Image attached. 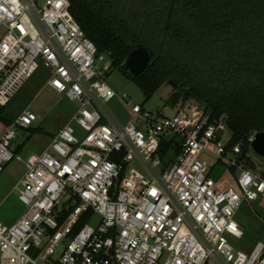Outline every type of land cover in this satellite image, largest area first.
<instances>
[{
  "label": "built area",
  "instance_id": "2783aa9c",
  "mask_svg": "<svg viewBox=\"0 0 264 264\" xmlns=\"http://www.w3.org/2000/svg\"><path fill=\"white\" fill-rule=\"evenodd\" d=\"M0 26V108L43 67L47 86L80 104L74 120L86 132L67 124L44 152L22 158L15 140L37 115L24 111L5 126L0 172L24 161L16 189L27 211L0 222L1 264H264L263 243L246 253L228 239L244 237L235 216L245 200H264V174L241 163V143L228 148L227 116L210 123L190 103L189 114L167 118L135 105L136 123L122 124L108 106L119 98L107 82L112 61L98 55L70 0H0ZM163 140L181 146L168 166ZM207 153L240 171L239 192L219 188Z\"/></svg>",
  "mask_w": 264,
  "mask_h": 264
},
{
  "label": "trees",
  "instance_id": "16d2710c",
  "mask_svg": "<svg viewBox=\"0 0 264 264\" xmlns=\"http://www.w3.org/2000/svg\"><path fill=\"white\" fill-rule=\"evenodd\" d=\"M70 2L72 15L98 55L112 61L111 69L121 71L148 98L173 85V103L198 105L210 123L227 116L228 148L241 143V163L257 171L250 137L264 132V0ZM140 45L152 57L148 69L133 76L126 60ZM0 120L9 126L15 119L0 115ZM180 151L178 142L163 140L159 155L168 166Z\"/></svg>",
  "mask_w": 264,
  "mask_h": 264
},
{
  "label": "rangeland",
  "instance_id": "374dc122",
  "mask_svg": "<svg viewBox=\"0 0 264 264\" xmlns=\"http://www.w3.org/2000/svg\"><path fill=\"white\" fill-rule=\"evenodd\" d=\"M7 30L0 26V41ZM51 77V72L41 67L35 75L29 79L20 89L12 102L0 109V115L16 119L24 111L35 113L38 120L34 122L32 129H40L32 132L28 129L19 130L16 145H22L19 154L25 158L31 154H41L52 142L53 138L59 134L61 129L67 124H71L80 138H84L86 132L76 123L74 116L81 108L76 101H71L65 93H57L47 86ZM108 84L118 93L119 98L127 95L125 101L115 98L108 103L110 110L122 124L131 121L136 123L131 109L135 105H140L146 111L159 114L162 117L174 118L184 114L183 103H173L171 94L164 95L165 90L156 92L148 98L145 92L121 71L110 69L107 72ZM188 104V103H187ZM5 123L0 120V139L4 134ZM173 135H169L168 139ZM227 139L223 140L226 144ZM209 148L217 150L215 144H210ZM252 159L256 165L258 173L264 171V157L252 151ZM203 158L210 166V176L215 180L219 188L226 191L233 188L240 191L237 177L240 171H232L229 165L219 161L213 154L207 153ZM26 172L24 161L13 160L6 163L0 172V222L12 225L19 220L27 211V207L19 200L20 190L16 189ZM21 188V185H20ZM235 219L241 224L244 230L243 238L228 236L230 244L237 251L250 253L259 243L264 244V200L248 201L245 200L238 210ZM98 218L93 222L97 223ZM62 247L57 251L61 253ZM1 264V252H0Z\"/></svg>",
  "mask_w": 264,
  "mask_h": 264
},
{
  "label": "water",
  "instance_id": "95a60500",
  "mask_svg": "<svg viewBox=\"0 0 264 264\" xmlns=\"http://www.w3.org/2000/svg\"><path fill=\"white\" fill-rule=\"evenodd\" d=\"M150 51L140 45L135 50H133L127 60L126 68L133 76L142 75L149 67L151 61ZM173 85H170L166 88L164 95H167L173 90ZM190 103L186 104L184 111L190 113ZM252 150L257 153V155L264 157V132H258L254 136V140L251 143Z\"/></svg>",
  "mask_w": 264,
  "mask_h": 264
},
{
  "label": "crops",
  "instance_id": "0c3cea01",
  "mask_svg": "<svg viewBox=\"0 0 264 264\" xmlns=\"http://www.w3.org/2000/svg\"><path fill=\"white\" fill-rule=\"evenodd\" d=\"M119 101H121L120 99H119ZM186 106V105H185Z\"/></svg>",
  "mask_w": 264,
  "mask_h": 264
}]
</instances>
